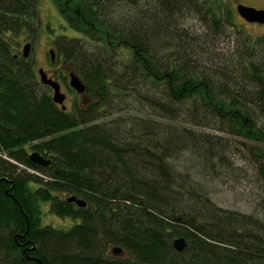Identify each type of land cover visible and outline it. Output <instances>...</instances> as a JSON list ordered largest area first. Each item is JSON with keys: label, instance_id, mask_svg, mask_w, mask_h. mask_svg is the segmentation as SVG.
<instances>
[{"label": "trees", "instance_id": "16d2710c", "mask_svg": "<svg viewBox=\"0 0 264 264\" xmlns=\"http://www.w3.org/2000/svg\"><path fill=\"white\" fill-rule=\"evenodd\" d=\"M54 2L82 34L52 41L56 61L76 70L88 102L62 111L33 61L18 52L40 33L38 0H0V264H264L263 222L223 211L205 195L199 216L186 214L192 199L186 202L166 176L162 151L182 145L214 155L206 135L179 126L147 132L154 147L143 151L116 123H94L114 96L156 83L166 95L151 105L162 116L185 114L192 126L264 145V37L236 30L234 53L216 51L218 39L236 28L234 8L219 0ZM188 17L207 33L185 27ZM34 152L50 165L33 164ZM137 161L142 166L130 167ZM259 174L264 178V164ZM45 202L77 223L68 230L43 226ZM180 237L188 244L183 252L173 248ZM115 247L123 253L113 255Z\"/></svg>", "mask_w": 264, "mask_h": 264}, {"label": "rangeland", "instance_id": "374dc122", "mask_svg": "<svg viewBox=\"0 0 264 264\" xmlns=\"http://www.w3.org/2000/svg\"><path fill=\"white\" fill-rule=\"evenodd\" d=\"M241 1V3L247 5L264 8V0ZM38 9L42 21L40 33L35 40L23 41L18 47V52L22 54L24 45L29 42L32 43L29 59L34 63L38 78L39 69H44L50 77H55L62 86V92L66 94V100H68L65 104L68 107L67 111H72L74 100H77V96L69 87V79L68 84L65 85L62 77L63 75L68 77L71 72H76V70L62 62H57L56 58L52 62L50 50L53 49L52 41L56 37H82V34L69 24L54 0H38ZM125 9L127 10L128 8L125 7ZM115 10H119V5H116ZM233 11L235 12L233 17L236 28L229 29V37L224 38L222 36L217 41L220 44L216 51L223 53V55L234 53L236 47L234 39L238 38L236 30H241L254 40L264 37V25L248 23L240 18L236 8ZM184 26L189 27L192 31L199 32L198 34L200 35L207 33L204 31L205 26L201 24V21L193 17L186 18ZM203 38L204 41H207L204 36ZM204 46V48L207 47L205 42ZM209 47L214 50V46ZM119 52L125 59L131 57L130 53L125 49H120ZM122 70V67H118V72H122ZM165 93V87L161 84H137L130 91L121 93L120 96H114L111 107L105 113L106 116H101L94 123H116L124 132V140L128 141L130 138L135 143L141 144L142 142L143 151L145 149L151 150L154 147L145 138L147 132L151 133L159 130L170 132L171 128L179 126L183 129L206 135L208 141L213 142L215 147L213 150L214 155H209L208 153L204 155V152L194 151L189 146L185 148L182 145H174L172 154L164 153L161 150L163 159L169 164L171 169L167 171V178L171 179L175 190L179 192L181 197L185 198L186 202L192 199L185 208L186 214L199 216V211L206 205L201 201V196L205 195L212 204L223 211L232 212L238 216H251L264 223V178L259 174V168L264 164V145L212 128L192 126L187 123V115L185 114L179 120L162 116L158 110L152 107L151 99H163L166 95ZM78 99L80 100L79 103H86L85 97L81 96ZM190 106L188 103L184 108L187 109ZM182 120L184 121L182 122ZM262 125H264V119L262 120ZM181 146L183 149H181ZM143 155L146 154L143 153ZM145 159L147 160V158ZM139 163L137 161L136 164L134 163L130 167L142 166ZM148 170L155 172L152 168H148ZM142 172L143 170L139 174H142ZM150 172H144V177L152 179ZM157 182L161 184L160 180H157ZM157 190L159 191L161 188ZM174 206L178 207V204L175 203ZM41 210V223L43 226L68 230L77 223L70 218H61L53 214L49 202L42 203ZM250 229L252 230L251 227ZM120 257H125V255Z\"/></svg>", "mask_w": 264, "mask_h": 264}, {"label": "water", "instance_id": "95a60500", "mask_svg": "<svg viewBox=\"0 0 264 264\" xmlns=\"http://www.w3.org/2000/svg\"><path fill=\"white\" fill-rule=\"evenodd\" d=\"M237 13L242 19H244L248 23L264 24V10H258L254 7L239 5L237 7ZM31 47H32V44L30 42L24 45L22 55L25 59H28L30 57ZM50 58L52 62L55 61L56 55L53 49L50 50ZM38 75H39L41 84L44 86L50 87L52 91V99L54 103L60 106L62 111H67V107L65 105L66 94L62 92V86L59 83V81L48 77V74L44 71V69H39ZM68 78H69V87L77 95L86 94L87 87L85 83L83 82V80L80 78V76L76 72H71L68 75ZM30 159L33 164L39 167H43V168L48 167L51 163L50 160L45 159L38 152L32 153L30 155ZM67 201L69 203H75L77 204V206L81 208L86 207V203L83 200L77 199L76 197H71ZM187 245H188L187 241L183 237L177 238L173 241V248L177 252H183L187 248ZM111 252L113 255L118 256L123 253V250L121 248L115 247L112 249Z\"/></svg>", "mask_w": 264, "mask_h": 264}, {"label": "flooded vegetation", "instance_id": "af4514ba", "mask_svg": "<svg viewBox=\"0 0 264 264\" xmlns=\"http://www.w3.org/2000/svg\"><path fill=\"white\" fill-rule=\"evenodd\" d=\"M242 1L241 0H220V3H223V4H226V5H230L232 8H236V12H237V7L239 6V5H244V6H248V7H254V8H256V9H258V10H264V8H258V7H255V6H253V5H247V4H245V3H241ZM241 18V17H240ZM254 24H256V23H254ZM262 25H264V24H262ZM31 43V42H30ZM32 44V43H31ZM54 48V47H53ZM48 77H50L49 75H48ZM50 78H52V77H50ZM53 79H55V80H57L55 77H53ZM69 79V78H68ZM76 99L77 100H74V105H75V103L76 102H78L79 103V97H85V95H77L76 94ZM68 100H65V104H66V102H67ZM85 102L87 103L88 102V100H85ZM66 107H67V105H66ZM67 109H68V107H67Z\"/></svg>", "mask_w": 264, "mask_h": 264}, {"label": "bare ground", "instance_id": "6f19581e", "mask_svg": "<svg viewBox=\"0 0 264 264\" xmlns=\"http://www.w3.org/2000/svg\"><path fill=\"white\" fill-rule=\"evenodd\" d=\"M30 58V57H29Z\"/></svg>", "mask_w": 264, "mask_h": 264}]
</instances>
